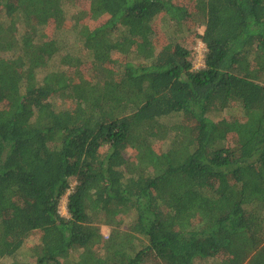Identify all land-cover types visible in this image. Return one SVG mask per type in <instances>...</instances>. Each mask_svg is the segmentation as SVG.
<instances>
[{
    "label": "trees",
    "instance_id": "obj_1",
    "mask_svg": "<svg viewBox=\"0 0 264 264\" xmlns=\"http://www.w3.org/2000/svg\"><path fill=\"white\" fill-rule=\"evenodd\" d=\"M73 1L0 0V264H264V0Z\"/></svg>",
    "mask_w": 264,
    "mask_h": 264
},
{
    "label": "rangeland",
    "instance_id": "obj_2",
    "mask_svg": "<svg viewBox=\"0 0 264 264\" xmlns=\"http://www.w3.org/2000/svg\"><path fill=\"white\" fill-rule=\"evenodd\" d=\"M88 0H74L73 4L71 5H67V9L66 12L69 13V15H72V13L78 12V8L82 9L84 8L85 3H87ZM72 6H75L76 8H73ZM69 28H64V30H62L61 32H68ZM198 31L200 34H202L204 32V27L200 26L199 24L195 26V28L193 26H191L190 30L188 31V33L182 38V40L193 34V38L190 39L187 38V42H188V46H190V49L192 50V60H193V65L195 69H199L202 68L204 66V58H205V53H206V47L205 44L202 42L200 37H196L194 34L195 31ZM86 53L81 54L83 60L82 62H93L90 60V58L87 56L86 58ZM57 62H59V60H56ZM87 68L88 65L85 63L82 65L81 69L84 72H87ZM58 101V102H57ZM56 102L58 103V105L61 107L64 103L62 101L61 98H57ZM64 106V105H63ZM127 157H129V155H131V151L127 150L126 152ZM73 185L75 184V180L72 179ZM59 209L62 215L64 216H68V210H67V196H65L59 205ZM101 231L104 235L105 238H107V236L110 234V226L108 225H101ZM33 243V238L32 239H28V241H26V245L29 247L31 246V244ZM76 254V253H75ZM77 255H79V253L77 252L75 257H71L72 261L74 259L77 258ZM30 260L32 259L31 256L28 257ZM21 259V257H20ZM27 259V257H25V260Z\"/></svg>",
    "mask_w": 264,
    "mask_h": 264
}]
</instances>
